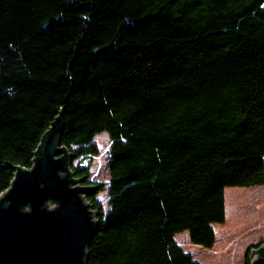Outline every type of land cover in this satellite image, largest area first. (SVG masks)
<instances>
[{
  "label": "trees",
  "instance_id": "obj_1",
  "mask_svg": "<svg viewBox=\"0 0 264 264\" xmlns=\"http://www.w3.org/2000/svg\"><path fill=\"white\" fill-rule=\"evenodd\" d=\"M59 116L95 187L86 264H130L146 229L224 223L226 187L264 184V0H0V193ZM101 132L108 182L90 179ZM134 260L203 264L177 243Z\"/></svg>",
  "mask_w": 264,
  "mask_h": 264
},
{
  "label": "water",
  "instance_id": "obj_2",
  "mask_svg": "<svg viewBox=\"0 0 264 264\" xmlns=\"http://www.w3.org/2000/svg\"><path fill=\"white\" fill-rule=\"evenodd\" d=\"M59 116L44 133L30 168L19 166L0 193V264H86L87 247L99 225L62 146ZM250 264H264V245Z\"/></svg>",
  "mask_w": 264,
  "mask_h": 264
},
{
  "label": "rangeland",
  "instance_id": "obj_3",
  "mask_svg": "<svg viewBox=\"0 0 264 264\" xmlns=\"http://www.w3.org/2000/svg\"><path fill=\"white\" fill-rule=\"evenodd\" d=\"M95 141L99 145L100 153L93 159L90 179L94 182H108V133L97 134ZM97 199L105 210L109 208L107 190L99 192ZM225 207L224 223L144 230L130 264H136L135 256L140 253L149 254L152 258L160 256L171 243L181 245L187 253L203 264L251 262L257 256L255 252L250 256L252 248L264 245V184L226 187Z\"/></svg>",
  "mask_w": 264,
  "mask_h": 264
}]
</instances>
